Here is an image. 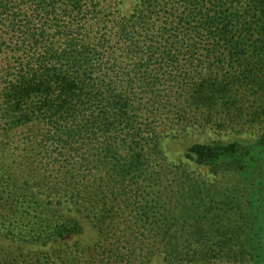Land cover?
Segmentation results:
<instances>
[{
  "label": "trees",
  "instance_id": "16d2710c",
  "mask_svg": "<svg viewBox=\"0 0 264 264\" xmlns=\"http://www.w3.org/2000/svg\"><path fill=\"white\" fill-rule=\"evenodd\" d=\"M186 127L260 135L195 146L209 181L161 156ZM0 140L97 231L0 264H264V0H0Z\"/></svg>",
  "mask_w": 264,
  "mask_h": 264
},
{
  "label": "rangeland",
  "instance_id": "374dc122",
  "mask_svg": "<svg viewBox=\"0 0 264 264\" xmlns=\"http://www.w3.org/2000/svg\"><path fill=\"white\" fill-rule=\"evenodd\" d=\"M122 16L131 14L137 0H116ZM260 132L233 134L196 127L179 128L163 132L158 148L166 162L185 164L187 171L210 181L206 167H195L194 147L212 142L223 145H255ZM22 148L0 140V251L14 258L33 252L68 251L74 248L92 250L97 241L94 223L83 209L63 194L44 188L45 179L36 163L22 158ZM42 213L56 217L58 230L53 236H38L30 232L29 221L37 222ZM31 224V223H30ZM44 239V240H40ZM47 239V240H46ZM147 264H178L168 260L163 253H155Z\"/></svg>",
  "mask_w": 264,
  "mask_h": 264
}]
</instances>
